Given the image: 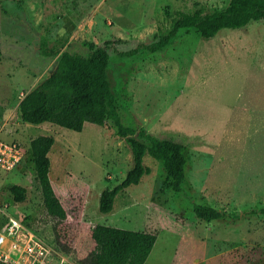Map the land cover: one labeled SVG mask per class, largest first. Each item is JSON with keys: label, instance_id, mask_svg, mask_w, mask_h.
<instances>
[{"label": "rangeland", "instance_id": "rangeland-1", "mask_svg": "<svg viewBox=\"0 0 264 264\" xmlns=\"http://www.w3.org/2000/svg\"><path fill=\"white\" fill-rule=\"evenodd\" d=\"M229 2L0 0V137L28 150L33 138L54 139L50 181L67 217L59 222L47 214L29 156L14 171H0V203L56 250L55 264L85 257L95 225L155 234L145 264H264V20L209 40L180 33L165 50L148 49L178 12L211 13ZM42 38L51 49L63 48L44 56ZM118 39L124 44L108 50L107 80L122 124L182 144L187 164L182 190L174 193L163 187L162 164L146 155L150 174L101 214L100 193L133 165L125 140L91 123L82 132L31 126L17 110L63 51L86 56L90 43ZM13 186L25 188L24 202H13ZM194 204L227 215L205 223Z\"/></svg>", "mask_w": 264, "mask_h": 264}, {"label": "trees", "instance_id": "trees-1", "mask_svg": "<svg viewBox=\"0 0 264 264\" xmlns=\"http://www.w3.org/2000/svg\"><path fill=\"white\" fill-rule=\"evenodd\" d=\"M264 20V0H230L222 10L205 13L202 8L190 12H178L171 20L167 34L155 33L157 40L148 49L152 52L165 50L180 34L197 33L209 40L224 31H239ZM49 40L40 44L44 56L59 53L63 45L49 48ZM124 44L123 40H107L101 45L90 43L86 56L63 51L56 69L29 91L18 104V119L21 123L39 126L50 123L55 126L82 132L85 123L109 126L114 134L125 140L130 148L133 165L123 180L113 188L104 189L99 195L98 210L109 214L117 195L140 184L150 168L144 164L146 155L160 162L165 171L163 187L179 193L185 179L187 159L182 144L162 140L144 131L125 127L120 119L116 98L107 80L109 66L108 50ZM129 53H121L128 56ZM2 53L0 51V62ZM144 138L149 145L142 143ZM54 139L38 136L30 141L29 157L33 162L36 180L43 196L47 214L59 222L66 220L67 213L56 196L50 181V159ZM14 203L26 200V190L13 186L9 190ZM264 214V209L260 210ZM195 217L205 223L224 220V212L206 204H194ZM93 249L76 261V264H145L150 256L157 236L147 231L125 230L107 225H95L91 230Z\"/></svg>", "mask_w": 264, "mask_h": 264}, {"label": "built area", "instance_id": "built-area-1", "mask_svg": "<svg viewBox=\"0 0 264 264\" xmlns=\"http://www.w3.org/2000/svg\"><path fill=\"white\" fill-rule=\"evenodd\" d=\"M29 156L16 141L0 137V171L12 172ZM0 203V264H55L56 250Z\"/></svg>", "mask_w": 264, "mask_h": 264}]
</instances>
